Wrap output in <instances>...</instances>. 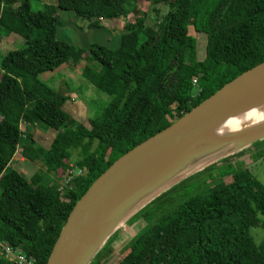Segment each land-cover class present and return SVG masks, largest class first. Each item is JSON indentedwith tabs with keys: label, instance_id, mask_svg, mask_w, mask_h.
I'll return each instance as SVG.
<instances>
[{
	"label": "trees",
	"instance_id": "1",
	"mask_svg": "<svg viewBox=\"0 0 264 264\" xmlns=\"http://www.w3.org/2000/svg\"><path fill=\"white\" fill-rule=\"evenodd\" d=\"M32 1L0 0V38L25 43L0 59V239L46 264L76 203L117 159L264 62V0H145L166 13L159 19L153 9L152 25L144 16L126 21L116 49L92 45L86 58L57 40V12L96 28L136 14L125 5L137 0H50L36 10ZM81 60L82 78L110 100L79 125L62 109L68 96L39 76ZM21 123L55 131L49 149L24 135ZM250 147L264 161V140ZM18 149L26 161L42 160L45 172L29 182L10 168ZM75 150L81 158L72 163L84 176L59 196L51 176L68 168ZM234 159L181 177L129 216L136 232L113 264H264V186ZM253 228L263 232L259 245ZM126 238L116 231L89 264L105 262L112 243Z\"/></svg>",
	"mask_w": 264,
	"mask_h": 264
},
{
	"label": "water",
	"instance_id": "2",
	"mask_svg": "<svg viewBox=\"0 0 264 264\" xmlns=\"http://www.w3.org/2000/svg\"><path fill=\"white\" fill-rule=\"evenodd\" d=\"M261 106L264 62L240 74L169 127L117 159L76 203L46 264H89L122 221L166 190L174 183L172 180L264 140V124L225 137L214 133L226 120ZM198 145L204 147L195 151ZM229 145L233 148L227 154L199 169L178 173L186 160L213 154Z\"/></svg>",
	"mask_w": 264,
	"mask_h": 264
},
{
	"label": "rangeland",
	"instance_id": "3",
	"mask_svg": "<svg viewBox=\"0 0 264 264\" xmlns=\"http://www.w3.org/2000/svg\"><path fill=\"white\" fill-rule=\"evenodd\" d=\"M49 1L50 0H33V10L40 8L44 5V3ZM125 7L131 12L133 10H136V14L131 13L126 19L121 20H100V26L96 28L90 27L88 20L78 18L72 12L59 10L56 14L58 19L56 38L59 41H63L71 45L76 50H80L83 53V58H86L89 55V51L92 45H101L110 49H116L120 43V35L123 32V25L126 21L131 22L134 17L144 16L146 17V24L152 25L155 19L153 9L156 8L160 11L159 19L167 11V7H163L160 5L153 6L145 0H137L136 2L130 1L125 5ZM189 34L192 36L195 35L191 27L189 28ZM198 41L199 58H201L203 54L204 40L202 38H199ZM23 47H25L24 40L19 36L0 38V59L11 49H21ZM85 63V60H81L76 65L69 62L62 65L53 72L45 73L39 76V79L42 82L46 83L47 86L57 92L63 91V93L69 97L67 101L68 103L66 102L62 106V109H64V112L71 116L72 119L79 125L83 124L87 119L92 118L95 114H98L110 100L108 96L95 89L92 85L88 84L82 78L81 71ZM69 94H71V96H69ZM67 105L68 108H66ZM23 124V130L26 129V132L24 131V135L33 134L36 140L35 142L44 150H48L52 140L55 137V131H50V129L45 128L44 125H41L42 127H39V124ZM42 128L46 130H43ZM35 132H37V134H40V138H37V135L35 136ZM254 151L255 150L253 147H247L229 156H234V163L236 165L241 164V168L243 166L246 167L252 174L253 178L264 186V161L262 159L257 160L256 158H254L256 155L255 153H253ZM229 156H225V158ZM13 158L14 159L11 160L9 167L18 171L29 182L31 181L33 175L45 172V167L43 166L42 160L39 159L34 162L26 161L21 156V149L17 150ZM80 158L81 154L79 150H75L72 153V161L68 162V164H73L72 162H75ZM67 169H59L51 176L52 181L50 186L55 188L54 190L59 196H62L67 190H71L74 187L75 180H77L74 179L73 182L69 185H62L63 179L67 173ZM178 178L179 176L172 180V182H175L176 180H178ZM229 179V177H226L225 181H229ZM201 183L202 181H199L194 185L199 186ZM126 222V219L123 220L117 229V231L122 230L124 234H126L127 238L124 241L125 245L118 244L114 241L112 243L114 253L101 264H113L116 260V257L120 256L123 253L124 249L128 245L127 242L131 240L134 233L136 232L135 228L130 227ZM250 233L254 239L255 244L259 245L263 239L262 230L260 228H253L250 230Z\"/></svg>",
	"mask_w": 264,
	"mask_h": 264
},
{
	"label": "bare ground",
	"instance_id": "4",
	"mask_svg": "<svg viewBox=\"0 0 264 264\" xmlns=\"http://www.w3.org/2000/svg\"><path fill=\"white\" fill-rule=\"evenodd\" d=\"M261 124H264V106L255 108L239 116L226 120L214 130V133L217 136L225 137L231 134L241 132L243 130L259 126ZM203 147L204 145H198L194 150L199 151L203 149ZM232 148L233 145L223 146L218 148L213 154H208L204 157L201 156L199 158L188 159L180 167L178 173L181 174L182 172L188 169H199L201 168V166L205 165L212 159H216L220 156L227 154Z\"/></svg>",
	"mask_w": 264,
	"mask_h": 264
},
{
	"label": "built area",
	"instance_id": "5",
	"mask_svg": "<svg viewBox=\"0 0 264 264\" xmlns=\"http://www.w3.org/2000/svg\"><path fill=\"white\" fill-rule=\"evenodd\" d=\"M193 86L197 87V83L193 81ZM67 173L63 179L64 186L69 185L74 179L84 176V171L72 164H68ZM0 258L9 264H36L35 259L24 254L22 251L16 250L9 243L0 239Z\"/></svg>",
	"mask_w": 264,
	"mask_h": 264
},
{
	"label": "crops",
	"instance_id": "6",
	"mask_svg": "<svg viewBox=\"0 0 264 264\" xmlns=\"http://www.w3.org/2000/svg\"><path fill=\"white\" fill-rule=\"evenodd\" d=\"M11 36H15V35H11ZM69 96H71V94H69ZM69 98V97H68ZM68 103V102H67ZM66 108H68V105L66 106ZM63 111H64V109H63ZM23 123H21L20 124V129H21V131L22 132H26V129L25 130H23L24 129V127H23ZM39 127H42L41 125H38ZM43 129V128H42ZM43 130H46V129H43ZM47 131H49V130H47ZM50 131H52L51 129H50ZM37 132H38V130H37ZM37 132H35V136L37 135V138H40V134H37ZM53 133V132H52ZM32 136H33V139L35 140V138H34V135L32 134ZM36 141V140H35ZM14 159V158H13ZM24 161V160H23Z\"/></svg>",
	"mask_w": 264,
	"mask_h": 264
}]
</instances>
